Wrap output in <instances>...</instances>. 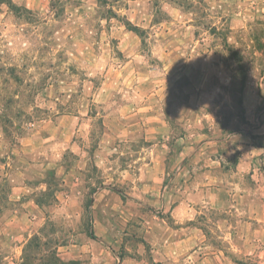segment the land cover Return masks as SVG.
<instances>
[{
  "label": "rangeland",
  "instance_id": "obj_1",
  "mask_svg": "<svg viewBox=\"0 0 264 264\" xmlns=\"http://www.w3.org/2000/svg\"><path fill=\"white\" fill-rule=\"evenodd\" d=\"M186 119L264 149V0L0 3V264H264V223L230 203L181 222L164 206Z\"/></svg>",
  "mask_w": 264,
  "mask_h": 264
},
{
  "label": "crops",
  "instance_id": "obj_2",
  "mask_svg": "<svg viewBox=\"0 0 264 264\" xmlns=\"http://www.w3.org/2000/svg\"><path fill=\"white\" fill-rule=\"evenodd\" d=\"M208 76L207 73L193 71L189 79L191 90L196 93L200 91L201 95L207 93L210 90L205 85ZM261 86L252 77H248L244 82L242 99L248 110L262 101L263 98L259 95ZM190 103L182 106L183 111L189 107ZM196 106H201V102L198 101ZM188 120L182 121L185 125L184 130L189 132L180 139L182 140L181 145L171 153L166 164L167 176L171 172L167 188L163 193L164 206L168 205L167 211H171L172 217L181 222L194 219L196 209L200 207L221 209L230 203L229 206H233L235 211L241 214L242 221L249 223L251 228L261 229L264 223L263 176L257 174L251 190L243 184L241 178L250 172L254 177L259 168L264 167V149L247 145L252 137L250 134L237 137L208 135L199 130V125H195L194 130L190 129L191 125L196 123ZM148 132L152 134V131L148 130ZM149 138H152V135ZM226 142L227 148L231 150L227 152L224 148L219 152L218 147H224ZM233 142L239 144L234 145ZM210 147H216L217 150H212ZM231 152L236 153L237 158L233 162L234 171L232 173L240 179L239 182L231 181L230 175L226 174V165H231V162L226 159L229 158L228 154ZM163 156H160L161 159ZM152 163L146 164L148 167L145 168L154 174L156 172ZM166 167L163 165V169L159 171V173L162 172V178ZM99 196L100 194L97 198Z\"/></svg>",
  "mask_w": 264,
  "mask_h": 264
},
{
  "label": "trees",
  "instance_id": "obj_3",
  "mask_svg": "<svg viewBox=\"0 0 264 264\" xmlns=\"http://www.w3.org/2000/svg\"><path fill=\"white\" fill-rule=\"evenodd\" d=\"M1 2L0 3H2L4 0H0Z\"/></svg>",
  "mask_w": 264,
  "mask_h": 264
}]
</instances>
